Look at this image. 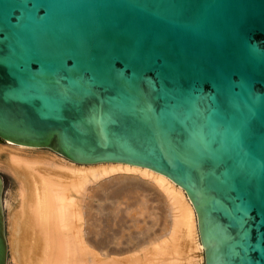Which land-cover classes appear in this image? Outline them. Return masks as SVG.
Listing matches in <instances>:
<instances>
[{"label": "water", "instance_id": "water-1", "mask_svg": "<svg viewBox=\"0 0 264 264\" xmlns=\"http://www.w3.org/2000/svg\"><path fill=\"white\" fill-rule=\"evenodd\" d=\"M0 145L148 168L205 264H264V0H0Z\"/></svg>", "mask_w": 264, "mask_h": 264}, {"label": "bare ground", "instance_id": "bare-ground-1", "mask_svg": "<svg viewBox=\"0 0 264 264\" xmlns=\"http://www.w3.org/2000/svg\"><path fill=\"white\" fill-rule=\"evenodd\" d=\"M0 164L18 183L15 204L6 202L15 264H205L196 211L170 178L122 162L78 164L26 146L0 145ZM89 199L108 222L122 214L121 201L129 212L140 210L142 221L132 215L139 231L128 230L136 244L119 251H132L126 258H106L87 242ZM157 226L161 233H150ZM113 232L116 239L119 231Z\"/></svg>", "mask_w": 264, "mask_h": 264}, {"label": "rangeland", "instance_id": "rangeland-1", "mask_svg": "<svg viewBox=\"0 0 264 264\" xmlns=\"http://www.w3.org/2000/svg\"><path fill=\"white\" fill-rule=\"evenodd\" d=\"M0 174L4 178L2 213L4 214V218H5L6 243H7V250H8L7 251V264H13V263L15 264L16 262L13 260L12 254L10 251L11 250L10 242H9L10 231L8 228L9 226L8 224L9 223V205H7L6 202L15 204V199L13 196L15 195L18 183H17L15 176L12 174V172H10L7 166L0 164ZM91 200L89 199L88 202L92 204L93 208L86 207L85 209L86 210L85 211V219H86L85 220L86 221L85 235H86L87 242L89 240L90 242L88 243H90V245H94V247H95L94 243H96L95 251L98 252V254H102V256L106 258L111 257V256L112 257L118 256V258L120 257L126 258L132 251H127V252H119V251L121 248H124V247L127 248L128 246H131L132 244L134 245L135 242L133 243L130 241L128 230L131 229V230H134L135 232L139 231V229L135 227V223L132 220V215H135L136 217L138 216L139 221H142L143 215H141L140 210L139 211L136 210V212H129V210L126 208L125 203L121 201V204H122L121 208L123 209L122 214L118 215L116 217V220L113 218V221L111 220L110 222H108L106 221V218L104 220H101L102 216L100 215V213L98 212L99 210L96 207V204H95L96 200L94 199L93 202ZM164 209H165V214L168 213L166 211L167 208L165 207ZM147 214H146V220H150ZM164 218L166 219V217ZM102 221L105 223H103ZM106 222H108L107 224H109L110 227L106 224ZM105 225L107 228L105 227ZM114 229H117L119 231L116 239H115L116 235L115 234L113 235ZM159 229H160L159 226H157L155 227V230H152L150 233H153L154 231L159 234V232L161 233V229L160 231ZM150 233H148L146 236L148 237ZM103 242L105 243L103 244Z\"/></svg>", "mask_w": 264, "mask_h": 264}]
</instances>
